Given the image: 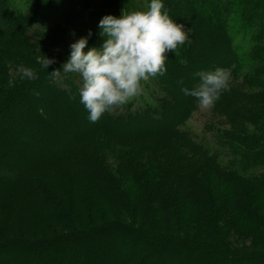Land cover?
<instances>
[{
  "label": "trees",
  "instance_id": "obj_1",
  "mask_svg": "<svg viewBox=\"0 0 264 264\" xmlns=\"http://www.w3.org/2000/svg\"><path fill=\"white\" fill-rule=\"evenodd\" d=\"M176 1L165 6L190 29L191 43L167 54L166 73L8 176L7 191L0 189V255L7 256L0 264H264V0H186L187 11ZM148 2L0 0V18L15 27L1 47L39 74L13 80L0 47V118L43 91L66 105L38 106L34 116L45 125L56 127L58 113L87 118L63 86L76 93L79 75L48 73L62 70L69 45L89 30L88 45L100 46L104 15L145 10ZM201 24L208 48H221L232 70L230 90L208 110V139L186 129L199 105L177 76L192 66ZM42 55L55 58L46 70L36 61ZM173 114L166 127L156 125ZM114 149L122 173L106 164Z\"/></svg>",
  "mask_w": 264,
  "mask_h": 264
},
{
  "label": "clouds",
  "instance_id": "obj_2",
  "mask_svg": "<svg viewBox=\"0 0 264 264\" xmlns=\"http://www.w3.org/2000/svg\"><path fill=\"white\" fill-rule=\"evenodd\" d=\"M97 27L102 38L99 47L88 45L92 35L89 30L69 45L70 52L62 70L48 73L61 80H66L68 73L79 75L76 93H72L71 85L63 86L71 99L79 96L91 122L141 94L143 81L166 73L167 54L191 43L190 29L170 16L165 0H149L145 10H123L118 17L104 15ZM42 57L41 68L45 70L55 62V58ZM16 71L21 80L39 78L31 66L17 65ZM194 76L199 82L192 88L182 86L180 91L194 97L202 109L213 108L221 95L230 90L231 68L201 70ZM178 83L183 85L182 80ZM12 84L10 80L9 85Z\"/></svg>",
  "mask_w": 264,
  "mask_h": 264
},
{
  "label": "rangeland",
  "instance_id": "obj_3",
  "mask_svg": "<svg viewBox=\"0 0 264 264\" xmlns=\"http://www.w3.org/2000/svg\"><path fill=\"white\" fill-rule=\"evenodd\" d=\"M177 3H179L184 11L188 10V5L185 3L186 0H177ZM195 16V15H194ZM193 16V17H194ZM203 23V22H202ZM11 22L8 20H4L0 18V47L2 46V41L9 36L8 33H12V35L15 34V27H10ZM206 24L200 25V31H199V39L200 41L195 46V53L193 55V62L192 66L189 69H186L184 72H181L177 76H179L178 81H183V87L192 88L195 84L199 82V78L194 76V73L201 71V70H213L216 67H227L228 66V59L223 57V55H220L221 48H208V38L206 37V34H209V28ZM47 40H39L40 45H47L44 48H51L47 44ZM53 46V45H52ZM2 48V62L3 66L5 67V73L11 77L13 80L18 81L19 79V73L16 71V66L20 64H24L22 61L18 62L11 59L13 54H10V49ZM45 50V49H43ZM44 54L45 51H42ZM18 58V57H17ZM48 58V57H47ZM34 59V58H33ZM38 62H42L43 58L39 57L36 59ZM14 64H13V63ZM12 63V65H11ZM149 79L146 81V83H149ZM142 85L145 86V83L142 82ZM39 94V95H38ZM35 98H33L30 101V104H21L18 106V110L15 108L14 112L12 114H6L4 117L0 118V139H1V145H0V189L7 191L6 182L10 180L11 178H8L10 174H19L20 165L26 164L25 157H28L29 159H32V162L34 161V156L40 152L43 154H49L54 149H61L59 146L62 144V141L65 139H68L71 136H78L82 134L84 131L83 129H91L88 127H91L93 123L89 121L87 118L82 116L80 119L77 120V122H72L68 119L67 115H63L62 113L56 114V117L58 119L57 126L53 127L50 125H45L44 120L38 119L35 115V111H37L38 106H41L42 108L48 106L50 108L61 109L62 111H65L66 105L64 103H60L59 100L57 101L55 97L50 92L43 91L41 93H38ZM142 94L144 92L142 91ZM140 95V94H139ZM137 95V96H139ZM137 96H135L137 98ZM133 97V98H135ZM77 98V97H76ZM183 96L179 98V102H182ZM75 105L78 107L74 108L75 112L79 114L78 112L81 111V113H85L86 109L79 101V96L77 98V101L75 100ZM182 105V104H180ZM62 106V108H61ZM37 107V108H36ZM181 107V106H180ZM36 108V109H35ZM64 108V109H63ZM78 109L80 111H78ZM209 109H202L198 107V110L191 115V117L186 121L185 126L186 129L191 131L192 133L199 135V136H206L204 125L209 121ZM180 111H177L179 114ZM64 113V112H63ZM83 115V114H82ZM173 115L168 116L166 120H163L161 122L156 123L157 126L162 125L166 127V124L168 123V120L172 118ZM67 117V118H66ZM25 119V120H24ZM24 121V123H22ZM26 125V126H24ZM85 126V127H84ZM64 133H62V130ZM65 134V135H62ZM208 134V133H207ZM13 135V137L11 136ZM7 136V138H6ZM29 139V145L32 146L34 149H31V147L28 144L20 145L21 139ZM205 139L209 138V135L204 137ZM4 140V141H3ZM3 141V142H2ZM23 149H26V151L23 153ZM37 152V153H36ZM111 154H108L107 159V166L110 169V171H114L115 168H118V173H122L120 168L123 169V158L119 155V149H114V151H111ZM24 162V163H23ZM24 167V166H23ZM13 178V177H12ZM7 180V181H6ZM23 182V180H22ZM127 219V218H126ZM125 219V220H126ZM127 221V220H126ZM112 249L114 251L116 250L113 246ZM121 251V252H120ZM123 249L121 248L118 253H122ZM117 253V254H118ZM7 259V256L0 255V261L2 263L5 262Z\"/></svg>",
  "mask_w": 264,
  "mask_h": 264
}]
</instances>
